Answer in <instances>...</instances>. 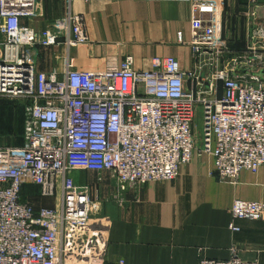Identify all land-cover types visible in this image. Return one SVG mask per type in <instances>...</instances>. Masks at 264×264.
I'll list each match as a JSON object with an SVG mask.
<instances>
[{
    "label": "built area",
    "instance_id": "obj_1",
    "mask_svg": "<svg viewBox=\"0 0 264 264\" xmlns=\"http://www.w3.org/2000/svg\"><path fill=\"white\" fill-rule=\"evenodd\" d=\"M72 3L74 0H68ZM191 1V0H190ZM250 18L247 69L264 53V23L256 21V0H246ZM220 0L192 2L190 46L210 52L212 64L227 48L200 17ZM41 0H0V99L24 103L21 146H0V264H104L109 220L101 203L73 174L107 172L117 190L174 180L191 162L197 110L202 119L200 153L213 158L212 174L236 183L241 172L264 168V82L233 77L238 64L204 79L182 72L173 57L153 58L137 71L133 58L101 71L73 69L71 48L87 42L81 19L72 14L42 30L22 20L42 17ZM180 39V36H179ZM65 50V71H37L43 49ZM261 67V66H259ZM191 81V87L185 86ZM219 84L221 97L210 95ZM197 88V89H196ZM35 187L52 206L35 209L21 193ZM93 198H96L94 200ZM264 203L236 201L233 221H258ZM232 231H238L233 223ZM118 264H122L119 261ZM198 264H258L231 248L226 261Z\"/></svg>",
    "mask_w": 264,
    "mask_h": 264
},
{
    "label": "crops",
    "instance_id": "obj_2",
    "mask_svg": "<svg viewBox=\"0 0 264 264\" xmlns=\"http://www.w3.org/2000/svg\"><path fill=\"white\" fill-rule=\"evenodd\" d=\"M41 1L42 17L22 20L23 24L42 30L68 14L81 19L88 40L68 53L76 70L101 71L131 56L133 68L141 72L151 68L153 58L173 57L182 72L203 77L202 87L208 90L211 74L235 63L246 68L242 58L252 56L247 51L251 20L246 0H220V8L200 14L203 21L211 22L216 42L227 48L214 64L210 52L197 55L190 46L192 2L208 0ZM256 21L264 23V0H256ZM57 51L43 49L37 71L56 69L61 78L65 50ZM251 67L264 68V53ZM191 83L186 81L185 86L190 88ZM211 85L207 93L221 97L220 85ZM213 168V158L199 152L170 182L127 186L122 192L108 181L92 187L109 220L104 264L226 261L231 248L243 260L264 264V215L258 221H233L231 216L236 201L264 203V168L241 172L236 183L219 180ZM231 223L238 231L229 228Z\"/></svg>",
    "mask_w": 264,
    "mask_h": 264
},
{
    "label": "rangeland",
    "instance_id": "obj_3",
    "mask_svg": "<svg viewBox=\"0 0 264 264\" xmlns=\"http://www.w3.org/2000/svg\"><path fill=\"white\" fill-rule=\"evenodd\" d=\"M5 111H0V146H15V145H22L23 144V135H24V103L21 101H11L5 106ZM197 116L195 120L194 130H195V146L196 150L194 153H199L202 149L201 145V130H202V119L200 112L197 110ZM202 154V153H201ZM74 181L77 185H87L91 188L92 187H100V183L104 181H108V183H114L115 180L111 178V176L107 172L103 173H95V172H78L74 173ZM173 181V180H172ZM138 186V185H137ZM31 187V186H29ZM116 189L117 186L115 184ZM126 189V188H125ZM27 187L23 188V192H26ZM32 190V193L26 194L27 198L31 205L35 209L52 206L51 200H43L39 196V190L37 188H29L28 191ZM31 197V198H29ZM96 200V198H93ZM43 200V201H41ZM100 202V200H99ZM49 207V208H50ZM100 216L104 217L102 212L100 211Z\"/></svg>",
    "mask_w": 264,
    "mask_h": 264
},
{
    "label": "water",
    "instance_id": "obj_4",
    "mask_svg": "<svg viewBox=\"0 0 264 264\" xmlns=\"http://www.w3.org/2000/svg\"><path fill=\"white\" fill-rule=\"evenodd\" d=\"M245 75L253 76V77H258L264 82V68H260L259 70H254V69H247V68H235L234 71L232 72L233 77H242ZM203 77L200 78L202 81Z\"/></svg>",
    "mask_w": 264,
    "mask_h": 264
},
{
    "label": "trees",
    "instance_id": "obj_5",
    "mask_svg": "<svg viewBox=\"0 0 264 264\" xmlns=\"http://www.w3.org/2000/svg\"><path fill=\"white\" fill-rule=\"evenodd\" d=\"M9 102H11V101L10 100H6V99H0V111L1 112L5 111L4 108H5V106H7V104ZM10 146H12V145H10ZM15 146H18V145H15ZM19 146H21V145H19ZM25 187H27V190H26V192H23V189H22L21 197H22V199L29 200L27 197L31 196V195L26 196V194H28V193L34 194V192L32 193V190L28 191V189L31 188V187H29V186H25ZM33 188L35 189V187H33ZM31 197L34 198L33 196H31ZM31 197H29V198H31ZM41 201H43V200H41ZM47 207H50V205L49 206L47 205Z\"/></svg>",
    "mask_w": 264,
    "mask_h": 264
}]
</instances>
